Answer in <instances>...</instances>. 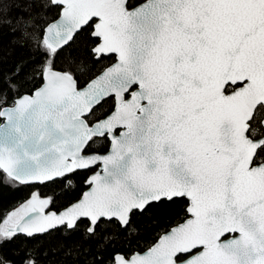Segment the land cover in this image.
<instances>
[{"label": "snow or ice", "instance_id": "1", "mask_svg": "<svg viewBox=\"0 0 264 264\" xmlns=\"http://www.w3.org/2000/svg\"><path fill=\"white\" fill-rule=\"evenodd\" d=\"M0 264H264V0H0Z\"/></svg>", "mask_w": 264, "mask_h": 264}, {"label": "trees", "instance_id": "2", "mask_svg": "<svg viewBox=\"0 0 264 264\" xmlns=\"http://www.w3.org/2000/svg\"><path fill=\"white\" fill-rule=\"evenodd\" d=\"M15 203V198L11 194L0 197V207L7 209Z\"/></svg>", "mask_w": 264, "mask_h": 264}]
</instances>
